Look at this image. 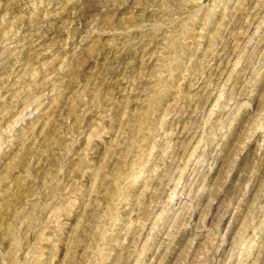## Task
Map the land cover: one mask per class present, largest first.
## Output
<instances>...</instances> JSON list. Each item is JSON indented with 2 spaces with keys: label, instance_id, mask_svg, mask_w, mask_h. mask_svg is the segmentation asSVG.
I'll return each instance as SVG.
<instances>
[{
  "label": "rangeland",
  "instance_id": "374dc122",
  "mask_svg": "<svg viewBox=\"0 0 264 264\" xmlns=\"http://www.w3.org/2000/svg\"><path fill=\"white\" fill-rule=\"evenodd\" d=\"M0 264H264V0H0Z\"/></svg>",
  "mask_w": 264,
  "mask_h": 264
}]
</instances>
